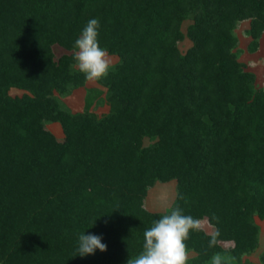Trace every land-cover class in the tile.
<instances>
[{
    "label": "trees",
    "instance_id": "16d2710c",
    "mask_svg": "<svg viewBox=\"0 0 264 264\" xmlns=\"http://www.w3.org/2000/svg\"><path fill=\"white\" fill-rule=\"evenodd\" d=\"M93 18L120 57L97 81L101 117L57 94L87 82L74 43ZM245 21L256 50L264 0H0V264H126L164 213L147 208L150 188L174 179L172 207L215 228L192 232L187 264H259L243 260L264 220V89L236 50ZM83 232L107 250L77 255Z\"/></svg>",
    "mask_w": 264,
    "mask_h": 264
},
{
    "label": "clouds",
    "instance_id": "9594fccd",
    "mask_svg": "<svg viewBox=\"0 0 264 264\" xmlns=\"http://www.w3.org/2000/svg\"><path fill=\"white\" fill-rule=\"evenodd\" d=\"M99 29L100 21L96 18L90 19L74 43L76 67L89 82L107 78L113 68L111 56L107 49L100 45ZM170 200L171 197L167 194L159 198V206L167 210L144 231L142 250L134 258L129 256L126 264H187L189 252L186 242L192 232L202 231L204 226L199 219L184 214L180 207H170ZM215 243L216 237L213 236L209 245L213 246ZM96 250L100 252L107 250L102 237L81 233L78 238L77 255L80 257L94 255ZM211 264L228 262L226 257L217 253L213 255Z\"/></svg>",
    "mask_w": 264,
    "mask_h": 264
},
{
    "label": "rangeland",
    "instance_id": "374dc122",
    "mask_svg": "<svg viewBox=\"0 0 264 264\" xmlns=\"http://www.w3.org/2000/svg\"><path fill=\"white\" fill-rule=\"evenodd\" d=\"M191 19L187 20L183 24V30L186 32L188 25L191 23ZM250 22L245 21L240 24V26L236 29V34L239 37V44L236 48L239 56V60L245 64L246 70L252 71L256 75L255 84L258 88L264 89V33L259 39V46L256 50L250 49V43L252 41V37L247 35L246 30L249 28ZM192 45V41L189 38H185L181 43L180 47L183 52H185ZM113 60V65L119 62L120 57L118 55L109 54ZM100 88L102 94L94 99L93 103L90 107L87 106L86 96L90 88ZM25 93L24 90L13 88L10 90V94L12 96H22ZM58 96L64 101L66 106L72 112H91L101 117L104 114L108 113L110 110V104L107 100V88L101 86L100 84L95 82L87 81L85 86L77 88L73 90L71 93L67 95ZM47 128L50 129L53 133L57 135L58 138H64V132L59 123H48ZM149 140H145V144H149ZM165 194L171 197L170 207L173 206V203L177 197V181L170 180L168 182H157L152 188H150L148 196L146 198V206L149 210L155 212H164L167 209L159 206L158 200L160 197ZM256 222L259 224L260 231V243L259 247L251 254L245 255L243 260L246 262H253L264 264L261 259L262 254L264 253V220L256 218ZM203 228L212 233L215 228L212 226L207 219L201 220ZM226 247L232 246L233 243H225ZM195 255L194 251L189 252V257Z\"/></svg>",
    "mask_w": 264,
    "mask_h": 264
}]
</instances>
